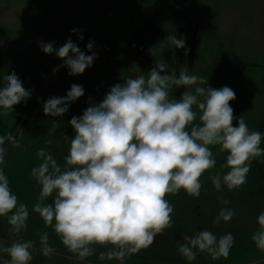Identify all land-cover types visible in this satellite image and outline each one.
<instances>
[{"label": "clouds", "instance_id": "1", "mask_svg": "<svg viewBox=\"0 0 264 264\" xmlns=\"http://www.w3.org/2000/svg\"><path fill=\"white\" fill-rule=\"evenodd\" d=\"M79 39L83 40L82 34ZM165 41L185 49V54L190 51L184 38L173 35ZM40 47L63 61L54 73L67 67L70 76L81 75L97 58L91 40L86 45L91 55L70 38L58 49L42 41ZM166 69L164 62H156L147 76L137 75L111 86L99 103L90 100L83 114L69 121L74 136L63 164L46 149L37 151L40 163L31 169V177L40 191L32 211L81 262L97 252L95 246H110L99 253L100 260L115 259L121 264L125 257L151 246L173 226L174 208L166 196L181 189L188 196H200L201 177L217 163L213 147L225 154L220 167L227 170L210 177L218 191L243 186L253 161L264 156V133L250 130L242 116L234 115L230 106L236 98L233 89L207 86V80L184 68L178 76ZM4 81L0 109L13 112L14 106L31 97L32 90L25 89L15 72L7 74ZM182 86L186 91L181 98H173V89ZM83 95L84 88L72 84L64 97L53 96L44 102L43 112L62 117ZM56 123L52 121L53 132ZM8 145L20 147L13 134L0 135V166L6 164ZM29 215L28 206L18 203L0 167V217H6L10 230L19 234L27 229ZM235 215L222 208L212 224L230 222ZM257 224L251 239L264 251V212ZM182 239L177 250L189 262L197 253H207L213 260L227 258L235 243L231 233L218 237L210 229L184 234ZM39 244L45 257L55 252L47 232L41 233ZM34 245L33 240H14L6 247L0 242V253L7 256H0L2 264H30Z\"/></svg>", "mask_w": 264, "mask_h": 264}, {"label": "rangeland", "instance_id": "2", "mask_svg": "<svg viewBox=\"0 0 264 264\" xmlns=\"http://www.w3.org/2000/svg\"><path fill=\"white\" fill-rule=\"evenodd\" d=\"M71 1L58 0V7H54L50 0H29L31 10L17 6L13 0H0V27L7 31L1 37L0 44L11 40L35 39L44 35L52 27L49 23H44L42 18L47 14V10L50 8L52 13L53 8L63 10ZM101 1L103 13L100 22L86 42V45L90 40L93 42V52L97 54L94 62L113 58L130 60L140 71V59L136 62L132 56L131 35L138 27L152 19L157 10L168 11L170 0ZM175 3L181 16L185 11L196 15L197 24L201 15V27L197 32L199 39L196 40L195 70L193 73L189 71V74L203 77L207 80V86L212 88L228 86L233 89L236 98L230 101V106L234 109V115L237 118L242 116L250 130L264 133V0H175ZM100 7L98 0H76L58 30L41 41L53 43L58 49L70 38L80 47L82 40L79 36L82 34L84 39L90 31ZM30 17H35L34 22L30 23ZM170 25L172 30V22ZM182 26L186 30L183 19ZM73 29L78 31L74 33ZM174 30L175 28L171 33ZM182 37L187 39L186 33ZM41 41L12 44L5 47L0 55V87L4 86V77L15 72L25 89L32 90L31 97L26 102L14 106L13 112L5 113L0 109V135L13 134L20 145L18 148L8 145L5 157H8L7 166L5 169V165L0 167H3L8 177L10 188L17 196L18 203H25L30 213L27 229L19 234L10 230L11 226L6 217H0V242L6 247L14 240L35 241V251L30 264H121L115 259H99V253L107 251L110 246H95L97 252L83 262L69 253L53 228L46 227L39 214L32 211L40 188L37 183L25 182L23 176L26 163L34 157L40 160L37 151L41 147L63 164L69 151L70 140L74 136V130L69 124L70 119L73 116H81L89 106L90 100L99 103L111 86L134 76L124 64L117 61L92 65L85 70L92 72L87 75L70 76L67 67H60L54 73L53 69L62 65L63 61L55 54H45L40 47ZM86 45L83 51L91 55ZM155 48L154 53L159 57L164 49L160 45ZM72 84L81 85L84 95L71 103L69 111L62 117L46 116L43 103L53 96L64 97ZM180 88L173 89V98L178 99ZM24 114L29 117L28 122L24 124V130L18 133L16 126L20 116ZM53 120L57 121L55 132L51 131ZM235 123H238V119ZM49 141L51 143H48ZM261 146L264 147V141ZM212 151L217 160L216 166L201 177L203 188L200 196H189L188 200H195L196 204L204 198L208 200L220 197L216 200L229 201L227 205L221 201L225 208L233 203L236 216L232 225L229 224V231L236 240L227 258L213 260L207 253H197L196 259L189 262L178 253V264H264V251L259 250L251 239L258 229L257 218L264 212V156L253 161L247 182L243 186L231 191L224 187L218 191L210 177L215 174L223 175L227 171L220 167L225 161V154L219 153L216 147H213ZM180 191L184 192L183 189ZM166 199L171 200L169 195ZM218 213L219 211L207 209L198 217L202 216L200 220L205 221L211 218L214 220ZM188 214L187 211L174 208L171 214L172 228L180 231L178 227H188L185 223V219H189ZM181 215H186L185 219ZM220 229L223 233L226 228L221 226ZM44 232L48 233L49 243L55 249L48 257L40 251L39 239ZM224 234L227 233L222 235ZM156 245L153 243L147 249L125 257L123 264H160L159 257H152L157 253L154 249ZM0 256L7 259L6 254L0 253ZM167 260L173 261L170 258ZM163 264L167 263L163 261Z\"/></svg>", "mask_w": 264, "mask_h": 264}, {"label": "flooded vegetation", "instance_id": "3", "mask_svg": "<svg viewBox=\"0 0 264 264\" xmlns=\"http://www.w3.org/2000/svg\"><path fill=\"white\" fill-rule=\"evenodd\" d=\"M50 1L53 3L54 7H58V5H59L58 0H50ZM13 2H15L17 4V6H21L23 8L25 7L27 9L32 10L31 6H29V0H13ZM99 2L102 3L101 1H99ZM170 3H171V5H170V8L168 11L163 10V9L157 10L155 13V16L152 19H150L149 21H147V22H151L150 25H148L147 28L140 31L136 36V39L139 42L141 41V43H142V44H139L138 47H143V50L139 54H136L137 51L134 48L135 46L133 45L132 46V56H133V59L136 60V62H139L138 59H140L141 63L139 62V67H140L141 73H139L140 71H138L137 67L130 60H125L126 62H128V64H127L125 61L115 60V59H119V58H113V59H107V60L99 61L100 62L99 64L115 62V61L120 62V63L124 64L128 70H130V72L132 73L134 78L137 75H141V74H144L147 76V73L155 66L156 62H164L168 67V69H166V71L169 73L171 71H173L177 74V76L179 75V72L182 68L186 69L188 72L191 71L193 73L195 70V61L197 58V49H196L197 42H196V40L199 39V33H197V32L200 29L199 27H201L200 24L202 22V21H200L201 15H200L199 23L197 24L196 23L197 22L196 21V18H197L196 15H193V14L191 15L188 13V11H185L184 15L182 14V16H181L180 11L178 10L177 5L175 3L179 18L181 21V26H182V19L185 20V26H186L185 27L186 30H184V27L182 26L180 38H183L182 35H184V33H186L187 39H185V42H186L185 44H186V48L190 49V51H188L187 54H185V49H180V52H179V49L174 48V46H172L170 42L165 41V39L168 36L175 35L177 39L179 36L178 15L176 13L174 5L172 4V0H170ZM100 9H101V7H100ZM53 10H54V12L52 13L51 9L49 8L47 10V14L44 17H42L45 20L44 23H49V25L52 26V27H50V29L48 31H50L54 27V25L59 22V20L61 19V17L64 14L66 8L63 10H61V9L58 10V9L53 8ZM34 18L35 17H32V18L30 17V19H31V20H29L30 23L34 22ZM147 22H145L144 24H146ZM171 22L175 28L173 33H171V32L174 28L172 30L170 28ZM144 24H142V25H144ZM5 31H6L5 28L0 27V39L7 32V31L6 32ZM158 45H160L164 50L160 52L162 55L159 54L158 55L159 57H156L154 50L156 49L155 47ZM1 52H0V55H1ZM180 53H181V56H180ZM162 56H164V57H162ZM161 58H163V60H161ZM91 73L92 72H86L85 71L81 75H87V74H91ZM61 79L64 80V78H61ZM184 90H185V88H184ZM180 92H181V88H180ZM179 96H180V93H179ZM28 118L29 117H27V114L20 116L19 122L16 126L18 133H19V131L24 130L23 129L24 124L26 122H28Z\"/></svg>", "mask_w": 264, "mask_h": 264}, {"label": "trees", "instance_id": "4", "mask_svg": "<svg viewBox=\"0 0 264 264\" xmlns=\"http://www.w3.org/2000/svg\"><path fill=\"white\" fill-rule=\"evenodd\" d=\"M151 22H147L146 24L138 27L131 35V45L135 46L134 48L136 49L137 53L139 54L142 50L143 47H138L139 44H142L141 41L139 42L136 39L137 34L142 31L143 29L147 28L148 25H150ZM44 141V139H43ZM45 144V143H44ZM42 148V147H41ZM8 160V157L6 158V161ZM40 163V160H36L35 157L32 158V160H30L28 163H26L24 166V181L25 182H29V183H36L35 180L31 177V169L35 166H38V164ZM7 166V162L5 164L4 169ZM185 192V191H184ZM179 191L176 195H172L169 194L170 196V201L169 203L178 211H187L189 212L188 216L189 219L186 220L185 216L186 215H181L184 219H185V223H187L186 225H188V227H178L180 229V231L176 228V230H174V228H170V230H166L164 232L163 235H158V237L155 238V242L154 245H156V247H154V249L157 250V253L152 255V257H156V258H160L159 259V263L163 264V261L166 262L167 264H178V245L179 243L183 242V235L184 234H193L195 231L197 230H202V229H210L211 231H213L218 237L221 236L223 233H231L230 230V226L229 224L232 225V220L234 221L235 216L232 218V220L230 222H224L221 221L219 225L213 226L212 224V218L208 221L205 220H200L201 217H198L199 215L202 214V212L204 210L207 209H211L212 211H220V209L225 208L221 205V201L222 200H216L217 198L220 199V197H216V198H209L208 200H206L205 198L203 200L198 201L196 204L194 201L188 200L189 196L184 193ZM177 196V199H175ZM221 199H223L221 197ZM178 202V203H177ZM227 208L231 209L234 211V204L231 203ZM235 212V211H234ZM196 213V215L194 214ZM190 214H194L193 216H191ZM244 220V219H242ZM221 226H223L224 228H226L224 230V232H221ZM236 237H234L235 239ZM236 240V239H235ZM167 243V244H166ZM167 245V246H165ZM173 257V258H172ZM173 259V261L171 260H167V259ZM162 262V263H161ZM184 263V262H182Z\"/></svg>", "mask_w": 264, "mask_h": 264}, {"label": "water", "instance_id": "5", "mask_svg": "<svg viewBox=\"0 0 264 264\" xmlns=\"http://www.w3.org/2000/svg\"><path fill=\"white\" fill-rule=\"evenodd\" d=\"M75 1H76V0H72V1L69 3L68 7L66 8V10H65L63 16L61 17V19L59 20V22H58L57 24H55L54 27H53L50 31H48V32L45 33L44 35H42V36H40V37H38V38H35V39H29V40H24V39H22V40H11V41H7V42H5V43H2V44L0 45V52H1L5 47L10 46V45H12V44L38 42V41H41V40L45 39V38L48 37L49 35L53 34V33H54V32H55V31L61 26V24L64 22L65 18L67 17L68 13L70 12V10H71V8H72V6H73V4H74ZM99 1H101V0H99ZM101 2H102V1H101ZM172 4L174 5V8H175L176 13H177V15H178V11H177V8H176V5H175V0H172ZM102 13H103V5H102V3H101V9H100V13H99L98 17H97V19H96L94 25H93L92 28L90 29V31L87 33V35H86V36L84 37V39L82 40L81 45H80V47H79L82 51L84 50V47H85V45H86L87 40L89 39V37L91 36V34L93 33V31L95 30V28L97 27V25L99 24L100 19H101V16H102ZM178 19H179V36H178V39H180L182 26H181V21H180L179 15H178ZM179 52H180V49H179ZM180 56H181V53H180ZM115 60H122V59H115ZM122 61H125V60H122ZM125 62H126V61H125ZM99 63H100L99 61H97V62H93L92 65H96V64H99ZM126 63L128 64V62H126ZM183 92H184V87L182 86V87H181L180 96H179L178 100L181 98Z\"/></svg>", "mask_w": 264, "mask_h": 264}]
</instances>
